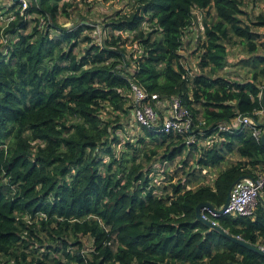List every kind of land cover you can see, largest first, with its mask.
I'll return each instance as SVG.
<instances>
[{"label":"trees","instance_id":"16d2710c","mask_svg":"<svg viewBox=\"0 0 264 264\" xmlns=\"http://www.w3.org/2000/svg\"><path fill=\"white\" fill-rule=\"evenodd\" d=\"M133 2L95 37L90 31L99 27L92 23H57L60 13L69 14L66 0H28L23 10L9 0L3 11L13 16L0 45V263L264 264L263 255L195 212L201 202L219 208L239 178L264 169V145L253 135L264 129V43L254 30L264 27V10L247 24L243 0ZM195 8L205 10L204 38L192 69L180 51ZM128 41L140 54H126ZM237 44L246 52L238 66L249 75L241 81L222 74L228 47ZM131 83L159 100L176 97L192 126L185 133L141 126L142 134L124 143L129 152L117 158L110 144L119 142L122 124L100 112L106 105L128 115ZM238 117L248 123L232 126ZM209 136L218 141L198 145ZM230 155L237 157L207 183L203 170ZM176 158L168 184L153 183L152 167L140 164ZM207 215L228 234L264 247L263 202L251 215ZM83 237L91 240L89 251Z\"/></svg>","mask_w":264,"mask_h":264},{"label":"rangeland","instance_id":"374dc122","mask_svg":"<svg viewBox=\"0 0 264 264\" xmlns=\"http://www.w3.org/2000/svg\"><path fill=\"white\" fill-rule=\"evenodd\" d=\"M71 3V7L68 8V16H65L64 14L60 13L58 17L57 23L60 25H71V23L79 22V21H86L88 23H92L95 26H98L99 30L96 28L94 31H90V35L92 37L95 36H103V34H106L105 30H102V25H104L105 22L109 21L110 18H116V13H128L132 10L134 2L133 0H66ZM0 6L1 11H6L7 7H9V0H0ZM241 10L243 11V14L240 15V18L247 24H250L251 21L255 20V17L264 10V0H243ZM12 14L5 13L1 14L0 16V45L4 44L6 42V38L3 34L4 28L7 26V22L12 19ZM194 19L192 26L186 30L185 36H184V45L181 49V54L185 56V60L188 62V64L192 67V69H195V65L198 61V54L194 53V50L198 44V42H201L204 38L203 34V20L205 16V10H200L195 8L193 11ZM210 15L208 17L207 21H210L212 19L213 10L211 9ZM44 20H40V22H43ZM147 24L143 23L140 26V29H146ZM254 30L262 34L261 41L264 43V27H254ZM103 31V32H102ZM134 31H124L123 36H129L130 40L134 38ZM200 37V40H198ZM260 52H263V49L259 50ZM141 48L138 46L136 41H128L127 47H126V54L132 55V57L140 54ZM246 52L241 44H237L234 46L228 47V55H227V63L226 68L223 70L222 74L230 78L232 80L241 81L244 79L249 78V75L246 73L245 70L239 68L238 66V60L245 56ZM126 60L131 61L129 56L126 58ZM132 101L128 100V104L130 106L132 105ZM260 115H262L261 112H259ZM100 115L103 119L106 121L112 122L115 119H118V123L122 124V130L116 131V135L119 137V142L111 143V149L113 150V153L115 157H120L121 153H127L129 152L128 149L125 148L124 143L126 141H134L135 137L137 135H141V126L138 125L134 119L133 114L130 110L128 115H123L119 112H114L110 107L104 106L100 112ZM70 121H73V119H70ZM114 123V122H113ZM199 145V142H198ZM152 145H147L146 148L140 147V154L139 160L144 159L145 155H142L143 152H147L149 148H151ZM160 150L162 148H159ZM91 154V152H89ZM104 161H108L109 157L108 155H103ZM236 155H230L226 161H224L219 167L221 168L222 165L226 166L231 161H234L236 159ZM178 159L174 160L171 163H165L160 162L157 160H151L150 162H142L140 163L142 166H144L146 169L147 166L152 167V171L149 174V177L151 181L155 184L161 185V184H168L169 181H167L169 178L167 177V174H172L175 172L176 169L179 167ZM129 165V164H127ZM203 173H206L207 175V183H211L212 179L215 176L216 171L214 169H204ZM172 175H175L174 173ZM177 180L176 177H174L173 181L175 182ZM28 219V217H26ZM31 240V239H30ZM85 244V249L89 251L91 240L88 238H81ZM0 264H15L14 261L7 260L6 258H1Z\"/></svg>","mask_w":264,"mask_h":264},{"label":"built area","instance_id":"2783aa9c","mask_svg":"<svg viewBox=\"0 0 264 264\" xmlns=\"http://www.w3.org/2000/svg\"><path fill=\"white\" fill-rule=\"evenodd\" d=\"M21 10L28 5V0H19ZM69 26V25H65ZM130 93L132 94L131 112L134 121L144 127H152L160 125L162 130L166 133H185L191 130V119L188 110L180 104L176 97L170 99L159 100L157 94H148L146 91L138 87L135 83L130 85ZM130 94V96H131ZM165 107L163 116L158 112V109ZM239 122L248 123L247 118H236ZM229 124L221 125L224 129ZM262 130L254 129L253 135L260 138ZM194 136L190 135V140L193 141ZM261 201L264 203V169L258 172L254 177H243L236 181L229 192V200L224 210L219 213L215 210L204 208L201 216L204 219L213 221L207 213L217 216L219 214L232 215H251L256 208L257 203ZM222 208H216L217 210ZM207 212V213H206ZM264 252V247L260 246Z\"/></svg>","mask_w":264,"mask_h":264},{"label":"water","instance_id":"95a60500","mask_svg":"<svg viewBox=\"0 0 264 264\" xmlns=\"http://www.w3.org/2000/svg\"><path fill=\"white\" fill-rule=\"evenodd\" d=\"M261 100H262V103H263V105H264V88H263L262 91H261ZM260 142H261L262 145H264V129L262 130V132H261V134H260ZM244 177H246V176H244ZM241 178H243V177H241ZM241 178H239V179H241ZM239 179H238V180H239ZM238 180H237V181H238ZM228 200H229V194H228V196H227V198H226L225 203L222 205V208H220V209H218V210H217V209L215 208V206H214L212 203H210V202H201V203H199V204L196 206V208H195L196 218H197L198 220H200L201 222H203L206 226H208V227H210V228H214V229H216V230L219 231L221 234H223L224 236H226V237H228L229 239L233 240L234 242L238 243L239 245H241V246H243V247H245V248H247V249H250V250H252V251H254V252H257V253H259V254H261V255L264 256V252L260 249L259 246H255V245H253V244H251V243H249V242H246V241H244V240H242V239H240V238H238V237H234V236L228 234L226 231H224L221 227H219V225H218L217 223H213L212 221H210V220H208V219H204V218H202L201 213H202V211H203L204 208H209V209H212V210H215V211L221 213V212L224 210V208L226 207V205H227V203H228ZM227 264H237V263H234V262H228Z\"/></svg>","mask_w":264,"mask_h":264},{"label":"crops","instance_id":"0c3cea01","mask_svg":"<svg viewBox=\"0 0 264 264\" xmlns=\"http://www.w3.org/2000/svg\"><path fill=\"white\" fill-rule=\"evenodd\" d=\"M164 108L165 107H162V108H160V109H158V112L160 113V114H162L163 113V110H164ZM162 116H163V114H162ZM230 124L232 125V126H237L238 124H239V120L238 119H233L231 122H230ZM216 141H218V139H217V137H215V136H209V137H206V138H204V139H201L200 141H199V145H202V146H211L213 143H215ZM228 165V164H227ZM226 165V166H227ZM225 166H223L222 165V167L220 168V167H213L212 169H214V171H216V173H215V175L217 174V172L218 171H220V169H222V168H224ZM211 169V168H210ZM207 170H209V169H207ZM215 177V176H214ZM213 180V179H212ZM212 182V181H211Z\"/></svg>","mask_w":264,"mask_h":264}]
</instances>
